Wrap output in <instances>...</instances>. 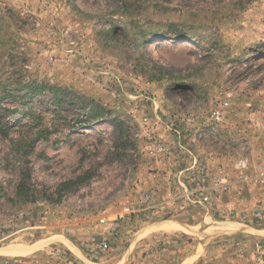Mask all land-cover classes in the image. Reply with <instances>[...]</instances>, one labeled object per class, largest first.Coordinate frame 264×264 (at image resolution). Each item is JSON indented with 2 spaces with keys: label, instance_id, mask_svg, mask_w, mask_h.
<instances>
[{
  "label": "rangeland",
  "instance_id": "374dc122",
  "mask_svg": "<svg viewBox=\"0 0 264 264\" xmlns=\"http://www.w3.org/2000/svg\"><path fill=\"white\" fill-rule=\"evenodd\" d=\"M1 106L0 264H264V0H0Z\"/></svg>",
  "mask_w": 264,
  "mask_h": 264
},
{
  "label": "trees",
  "instance_id": "16d2710c",
  "mask_svg": "<svg viewBox=\"0 0 264 264\" xmlns=\"http://www.w3.org/2000/svg\"><path fill=\"white\" fill-rule=\"evenodd\" d=\"M36 86H32L31 87V90L28 92V96H33V94L36 93V90L38 89L37 87H44L43 85H39V84H35ZM53 89H56V87H52ZM56 96L58 99H60V96L56 93ZM10 108L7 107V106H1L0 107V118L2 117H5L6 115V112L9 111ZM104 110V107L102 105H94L93 107L91 106V109H90V112H86V121L88 124H91V122L95 121V120H99V119H102L103 116H102V113ZM18 118V116H12V117H9V120H11L12 122L15 121L16 119ZM86 123V124H87ZM85 124V125H86ZM11 127L9 122L8 123H4L2 121H0V132L4 135H6V130ZM84 179V178H83ZM82 180V179H81ZM80 178H76L74 180H69L68 182H66L65 184H74V183H77V182H80L81 181Z\"/></svg>",
  "mask_w": 264,
  "mask_h": 264
},
{
  "label": "built area",
  "instance_id": "2783aa9c",
  "mask_svg": "<svg viewBox=\"0 0 264 264\" xmlns=\"http://www.w3.org/2000/svg\"><path fill=\"white\" fill-rule=\"evenodd\" d=\"M227 106H228V102L227 101H222L220 103H218L217 105H215L210 112L211 118L214 121V123L216 124H222L225 116H226V110H227ZM239 164L241 165H246V161L244 160H240ZM223 189L222 184H220V192ZM196 191L198 192L197 196H200V202H203L205 204H209L211 203V197L208 194V192L204 191L202 188H197ZM215 193L218 192L219 190L217 188H215L214 190ZM108 247L107 242H103L102 244L97 245V248H100V250H105Z\"/></svg>",
  "mask_w": 264,
  "mask_h": 264
},
{
  "label": "bare ground",
  "instance_id": "6f19581e",
  "mask_svg": "<svg viewBox=\"0 0 264 264\" xmlns=\"http://www.w3.org/2000/svg\"><path fill=\"white\" fill-rule=\"evenodd\" d=\"M154 48H155V44H153V46L151 47V50H154ZM160 224H161L160 229L163 228V229L172 230V231L179 229L178 227L180 226L177 223H169L168 221L167 222L160 223ZM225 226H227V228H229V229L237 230V231H247V229H248L243 224H240V223H237V222L236 223H229L228 225H225ZM262 233L264 234V230H263ZM11 252H12L11 254L13 255V254H17L19 251L17 252V251L11 250Z\"/></svg>",
  "mask_w": 264,
  "mask_h": 264
}]
</instances>
